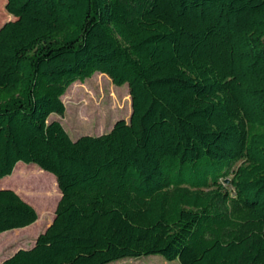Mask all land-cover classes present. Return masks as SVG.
<instances>
[{
  "label": "trees",
  "instance_id": "trees-1",
  "mask_svg": "<svg viewBox=\"0 0 264 264\" xmlns=\"http://www.w3.org/2000/svg\"><path fill=\"white\" fill-rule=\"evenodd\" d=\"M5 1L0 179L34 207L0 189V233L51 223L0 264H264V0ZM88 78L131 115L71 139L49 115Z\"/></svg>",
  "mask_w": 264,
  "mask_h": 264
},
{
  "label": "rangeland",
  "instance_id": "rangeland-1",
  "mask_svg": "<svg viewBox=\"0 0 264 264\" xmlns=\"http://www.w3.org/2000/svg\"><path fill=\"white\" fill-rule=\"evenodd\" d=\"M5 3V0H0V12L5 16L4 20L0 22V27L6 21L14 20V17L7 13ZM103 80L106 81L105 94H100L99 91L91 88L93 81L90 78L86 79L84 81L86 83L83 85L75 84L73 87L69 86L66 90V92H68L66 97L68 98L66 99V104H64V115L60 116L56 113H52L49 115V121L53 119L59 120L71 139H76L80 135H99L105 133L112 128L114 122L118 119L128 121L131 113V106L130 102L127 100V84L117 86L114 85L110 79L108 81L106 78H103ZM94 81L96 82V79ZM109 90L112 91L111 93H115L116 96H118V101L114 102L112 98H109ZM64 95H62L61 98H63ZM17 164H21L22 167L33 165V169H30L31 172L44 174L35 164H26L23 162H19ZM238 164L239 162L235 165V167ZM13 172L11 175L0 179V189L7 188L16 191L23 200L33 206L34 203L30 198L33 193L31 184H19L17 178H11ZM46 174L47 175L44 174L43 176H50L52 182L57 183L53 174L49 172ZM224 186L228 189L230 188V177L225 179ZM39 213L42 218L40 225L28 227L22 232H9L8 237L12 239H23L28 237L33 238L34 236L42 233L51 221L49 217L44 216V213ZM4 238L5 236H0V241ZM24 244H26V242H24ZM31 245L32 244L29 243L26 248H29ZM11 250L12 249H9L8 252ZM110 264H180V262L178 259L168 261L162 256L150 255L142 256L140 258H127Z\"/></svg>",
  "mask_w": 264,
  "mask_h": 264
},
{
  "label": "crops",
  "instance_id": "crops-1",
  "mask_svg": "<svg viewBox=\"0 0 264 264\" xmlns=\"http://www.w3.org/2000/svg\"><path fill=\"white\" fill-rule=\"evenodd\" d=\"M29 226L0 233V236H5V238L0 241V262L3 261L5 258L9 257L10 255H12L16 250L20 248H26L29 243H31L32 245L34 244L35 239L38 235L34 236L33 238L28 237V238H23V239H12L8 237L9 232L10 233L22 232L26 230ZM7 240H10V241H7ZM24 242H26V244H24ZM9 249H12V250L8 252Z\"/></svg>",
  "mask_w": 264,
  "mask_h": 264
},
{
  "label": "water",
  "instance_id": "water-1",
  "mask_svg": "<svg viewBox=\"0 0 264 264\" xmlns=\"http://www.w3.org/2000/svg\"><path fill=\"white\" fill-rule=\"evenodd\" d=\"M130 115H131V113H130ZM129 117H130V116H129ZM118 120H119V119H118ZM116 121H117V120H116ZM116 121H115V122H116ZM115 122H114V123H115ZM4 189H7V188H4ZM52 220H53V219H52ZM20 249H24V248H20Z\"/></svg>",
  "mask_w": 264,
  "mask_h": 264
}]
</instances>
